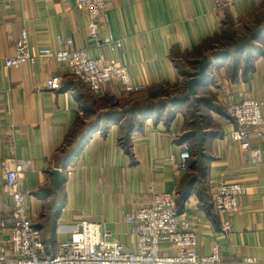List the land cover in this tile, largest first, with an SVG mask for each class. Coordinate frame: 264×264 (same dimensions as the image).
<instances>
[{"label": "crops", "instance_id": "0c3cea01", "mask_svg": "<svg viewBox=\"0 0 264 264\" xmlns=\"http://www.w3.org/2000/svg\"><path fill=\"white\" fill-rule=\"evenodd\" d=\"M75 1L0 3V214L13 206L14 189L3 173L24 163L19 186L46 255L82 220L99 223L106 242L132 251L136 235L126 215L149 204L153 192L175 190L178 213L199 226V253H208L217 242L223 264H264V157L257 161L240 149L233 119L211 107L207 117L213 126L200 129L198 159L178 172L167 162L170 156L178 159L177 145L190 122L185 106L202 90L214 94L226 109L229 102L243 98L260 100L264 119V49L238 65L232 55L223 62L214 59L194 94L188 85L198 60L216 50L214 43L225 28L253 22L264 0H111L98 41L89 36L86 13ZM23 29L36 60L7 68L4 60ZM107 33L120 38L121 45L108 44ZM59 34L91 56L126 65L130 83L146 89L123 98L118 85L111 83L93 95L66 65L37 55L41 46L60 48L55 42ZM51 78L59 79L58 90L46 88ZM184 84L189 94L182 104L151 113L136 108L115 114L140 103L147 90ZM91 100L99 104L98 110L91 109ZM82 111L90 115L85 122ZM76 133L81 138L67 156L68 141ZM55 169L62 173L56 189ZM222 182L245 185L234 213L218 214L212 206ZM225 221L231 227L228 234L221 229ZM2 237L7 239V230ZM160 246L170 251L166 240ZM246 258L254 262L246 263Z\"/></svg>", "mask_w": 264, "mask_h": 264}, {"label": "built area", "instance_id": "2783aa9c", "mask_svg": "<svg viewBox=\"0 0 264 264\" xmlns=\"http://www.w3.org/2000/svg\"><path fill=\"white\" fill-rule=\"evenodd\" d=\"M19 0H0L7 4ZM111 0H76V7L85 11L89 36L98 41L100 21H107L106 12ZM108 44L121 45V39L107 33ZM60 48L41 46L36 49L38 56H47L66 65L69 74L85 84L89 91L100 95L105 86L118 85L121 96L146 89L144 84L130 83L127 66L115 64L103 55L91 56L84 48L73 47L70 37L56 36ZM28 33L21 31L15 42L14 51L5 58L7 68H19L26 62L34 63ZM49 90H58L60 81L51 78L46 83ZM260 100L243 98L227 104L228 115L235 123L234 136L244 153H250L255 160L264 157V119ZM178 159L167 158L175 172L189 168L190 154L186 143L177 145ZM25 169L24 163L5 170L3 177L13 187V206L9 213L0 214V261L3 264H223L220 245L213 242L208 253H199L200 229L194 220L179 214L176 208L177 193L173 191L153 192L149 204L126 215L136 235V248L124 250L121 244L106 242L101 235L100 224L82 220L70 236L60 242L55 252L45 254V245L40 231L33 225L26 210L24 196L19 186V177ZM241 182H222L213 195L212 206L218 214L234 213L238 209V197L244 194ZM226 234L231 231L228 222L221 228ZM8 231L3 239V231ZM166 240L169 252L161 250L160 241ZM246 263H253L246 258Z\"/></svg>", "mask_w": 264, "mask_h": 264}, {"label": "rangeland", "instance_id": "374dc122", "mask_svg": "<svg viewBox=\"0 0 264 264\" xmlns=\"http://www.w3.org/2000/svg\"><path fill=\"white\" fill-rule=\"evenodd\" d=\"M225 29L229 30L231 40H223L221 43L223 46L221 47V45H218V49L211 51L208 57H212L214 53L217 54V52H223L221 48H226L230 55L228 58L219 61L223 62L225 60H229V57L232 55V58L237 61V65L240 64V62L242 64V61L245 60V58L256 55L264 49V5L259 13L256 14L253 22L250 24H247L245 27H241L240 29L234 25L229 27L227 26ZM212 62H215V60L212 59ZM212 66V69L216 68V66ZM200 92V96L198 98H192L193 100L188 105L186 104L184 109L189 116L190 122L187 123L185 132L181 137L180 142H184L188 146L190 154L189 167L192 166L193 161L198 159V154L200 153V135L202 134L200 129L213 126L211 125L209 117H207L208 110L213 107L214 109L228 114L226 108L217 103L214 94L207 90H202ZM187 94H189V92L185 84L166 88L161 87L154 90H147L146 94L142 95V98H140L139 101L142 107L148 106V104L156 103V106L159 109H163L165 106L171 105L174 102L180 101L179 103L182 104ZM89 104L92 107L91 109L98 110L99 104H95L93 100H91ZM123 106H125V104H123ZM124 109L125 107L115 114L123 112ZM93 110L91 111L92 115L97 116ZM89 116L90 115L88 113L83 111L81 112L82 121L89 119ZM77 134L78 133L75 134L76 136L74 134L71 135L72 138L68 141V150L74 149L73 147H75L81 138Z\"/></svg>", "mask_w": 264, "mask_h": 264}, {"label": "trees", "instance_id": "16d2710c", "mask_svg": "<svg viewBox=\"0 0 264 264\" xmlns=\"http://www.w3.org/2000/svg\"><path fill=\"white\" fill-rule=\"evenodd\" d=\"M263 35V34H262ZM225 39H229V40H231V36H229V30H226V31H224L223 33H221V36H220V38H218L217 40V42L216 43H214L215 44V49L217 50L218 49V45H221V47L223 46L221 43H222V41L223 40H225ZM212 46V45H211ZM220 48V47H219ZM222 50H223V52H217V54H214V55H212V58L209 60V58L210 57H208V62H209V65H210V63L212 62V59H215V60H224V59H226V58H228V56L230 55L229 54V52L226 50V48H221ZM208 68V67H207ZM176 101V100H175ZM144 103V102H143ZM145 105V104H144ZM136 108H140V109H142V110H144V111H146L147 113H151L150 111H154V110H156V109H158V107L156 106V103H153V104H148V106H141L140 105V103H133L132 105H130L129 107L127 106V108L125 107V109H124V111L123 112H120L119 114H122V115H124L125 113H132V112H134V110L135 111H138V110H136ZM132 110V112H130V111H128V110ZM127 111V112H126ZM124 138L122 139L121 138V142H124ZM74 150L75 149H70L69 151H68V153H67V156H71L72 154H73V152H74Z\"/></svg>", "mask_w": 264, "mask_h": 264}, {"label": "water", "instance_id": "95a60500", "mask_svg": "<svg viewBox=\"0 0 264 264\" xmlns=\"http://www.w3.org/2000/svg\"><path fill=\"white\" fill-rule=\"evenodd\" d=\"M198 70L195 73L194 76L188 81L189 88L191 90V93H195L196 86H199L202 84L207 77V67L209 66V62L206 57L201 58L198 60ZM54 174V189H56L59 184L62 182V173L59 169L53 170Z\"/></svg>", "mask_w": 264, "mask_h": 264}]
</instances>
